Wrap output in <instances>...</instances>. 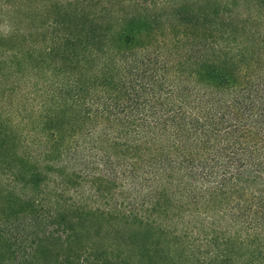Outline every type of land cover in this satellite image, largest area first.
I'll use <instances>...</instances> for the list:
<instances>
[{"label": "rangeland", "instance_id": "rangeland-1", "mask_svg": "<svg viewBox=\"0 0 264 264\" xmlns=\"http://www.w3.org/2000/svg\"><path fill=\"white\" fill-rule=\"evenodd\" d=\"M127 26L133 41L116 43ZM93 28L106 37L83 43ZM212 76L264 79V0H0V264L235 255L216 203L176 194L134 221L148 158L123 124L127 101L208 96Z\"/></svg>", "mask_w": 264, "mask_h": 264}, {"label": "trees", "instance_id": "trees-1", "mask_svg": "<svg viewBox=\"0 0 264 264\" xmlns=\"http://www.w3.org/2000/svg\"><path fill=\"white\" fill-rule=\"evenodd\" d=\"M130 28L117 32L116 43L133 41ZM80 37L87 43L106 35L94 29ZM208 81L218 90L208 96L189 94L166 104L149 101L138 90L127 101L131 120L123 124L130 127L140 158H148V169L132 182L138 205L134 221L146 225L149 209L143 206L153 202L157 211L159 202L174 200L176 194L185 204L199 199L216 203L218 215L227 220L215 234L237 253L211 263L264 264V79L248 82L253 85L247 89L239 88L236 78L212 76ZM77 109L74 104L72 110Z\"/></svg>", "mask_w": 264, "mask_h": 264}]
</instances>
